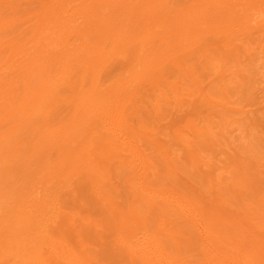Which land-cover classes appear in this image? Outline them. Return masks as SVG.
Returning a JSON list of instances; mask_svg holds the SVG:
<instances>
[{
    "label": "rangeland",
    "instance_id": "1",
    "mask_svg": "<svg viewBox=\"0 0 264 264\" xmlns=\"http://www.w3.org/2000/svg\"><path fill=\"white\" fill-rule=\"evenodd\" d=\"M207 1L169 0L168 10L189 18ZM249 1L264 8V0ZM53 2L0 0V20L8 23L0 32V48L10 37L21 44L30 41L37 33L35 23ZM89 3L60 4L73 13ZM211 27L195 47L165 61L158 79L142 81L124 108L120 141L138 149L146 166L128 151L118 153L108 146L117 137L103 128V133L96 129L53 149L40 161L25 159L34 140L72 122L79 72L60 85L44 111L5 121L1 131H9V136L0 153V183L11 184L10 191H0V202L7 200L5 211L13 212L28 189L36 192L35 214L48 219L56 239L84 249L91 264H140L127 244L140 249L146 241L151 242L150 256L155 254L152 264H214L222 257L213 255L211 233L243 224L264 238V205L254 198L257 193L264 196V27L246 21ZM199 33L193 29L189 35L193 39ZM137 52L150 54L136 44L126 60L116 59L104 69L103 96L117 82L130 79ZM57 72L46 73L50 77ZM71 147L86 157L84 166L91 161L99 169L96 178L82 163L78 169L60 167L72 160ZM98 187L107 196L97 193ZM169 231H175L174 238ZM187 234L193 239L196 235V242L188 243ZM44 250L49 251L47 246ZM246 261L259 264L249 257ZM226 264L238 263L230 258Z\"/></svg>",
    "mask_w": 264,
    "mask_h": 264
},
{
    "label": "bare ground",
    "instance_id": "2",
    "mask_svg": "<svg viewBox=\"0 0 264 264\" xmlns=\"http://www.w3.org/2000/svg\"><path fill=\"white\" fill-rule=\"evenodd\" d=\"M61 2L62 0H54L48 6L49 13L45 11L46 14L39 17L35 23L37 33L30 41L21 44L10 37L0 48V131L4 129L5 121L24 117L27 119L32 114L44 111L52 103V97L58 94L60 85L71 82L77 72L81 73L76 90L79 94L72 98L77 99L73 100L75 109L72 122L60 127L51 136L46 133L32 142L25 159L33 158L34 162L46 157L53 149L62 148L67 142L73 144L78 138L89 136L96 129L103 133V128L104 132L109 131L108 136L112 134L117 137L108 146L117 149L118 153L128 151L140 164H147L145 160H141L144 158L140 156L138 149L120 141L122 132L120 127L118 129L121 120L125 119L124 108L137 94L142 81L158 79L165 61H173L178 54L195 47L212 31L209 30L212 23L234 24L246 21L264 27V8L259 9L261 5L258 2L249 0H208L189 18L173 16L171 10H168L169 0H91V3L78 10L73 8L75 14L74 10L71 13L67 7L64 8ZM75 6L76 9L79 8ZM88 6L91 9H87ZM7 25V22L0 20V32ZM193 29L195 33H201L191 39L189 33ZM213 29L218 31L219 27L215 26ZM72 37L75 40L73 43ZM136 44L142 45L150 54L143 57L142 53L139 54L143 50L134 54L131 65L133 75L128 77L130 79L117 82L103 96L100 92V75L116 59L126 60ZM50 70L58 72L50 78L46 73ZM108 125L112 127L108 128ZM17 126L9 129L13 131ZM8 134L9 131L6 130L0 132V153L7 148ZM67 138L69 141H62ZM85 149L86 147L83 150ZM72 151L70 152L74 156L78 154L77 157L73 156L71 161L62 163L64 165L60 167L81 166L86 157ZM67 158H70L69 154ZM76 158L79 160L75 161ZM90 162L89 166H84L86 162L82 165L87 167L91 177L96 178L99 169ZM10 187L9 183H0V191L3 193L10 191ZM28 190L13 212L5 211L7 200L0 202V233L4 234L0 235V264L9 261L14 264H91L84 249L76 250L69 245L70 242L60 241L56 239L58 236L50 233L48 219L41 217V213L35 214L37 193ZM102 190L98 187L96 192L107 196V192ZM254 198L264 205L263 195L257 193ZM211 234L214 237L211 241L213 255L222 257L216 262L214 259V264H226L230 258H235L238 264H248V257L264 264V238L249 225H235L228 232ZM169 235L174 238L175 231H169ZM194 236L193 239L191 234H187L185 239L188 243L193 240L196 242L197 236ZM121 242L124 240L121 239ZM150 243L144 242L140 249L127 244L132 253L130 256L139 260L140 264H152L155 254L150 256ZM178 243L184 242L180 240ZM45 246L49 251L44 250Z\"/></svg>",
    "mask_w": 264,
    "mask_h": 264
}]
</instances>
